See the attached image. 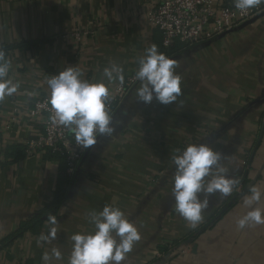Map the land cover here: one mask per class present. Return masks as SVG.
I'll list each match as a JSON object with an SVG mask.
<instances>
[{
  "label": "crops",
  "instance_id": "crops-1",
  "mask_svg": "<svg viewBox=\"0 0 264 264\" xmlns=\"http://www.w3.org/2000/svg\"><path fill=\"white\" fill-rule=\"evenodd\" d=\"M150 3L0 0V51L10 61L9 77L20 85L0 100V264H46V252L47 264H69L71 236L93 231L89 213L105 205L121 208L141 236L123 264H150L160 246L190 239L197 254L171 264H264V224L237 226L249 211L250 189L264 192V13L210 45L182 46L171 57L182 88L175 102L140 101L138 82L112 119V135L99 136L88 149L79 175L67 173L61 156L26 152L27 142L43 129L30 111L50 93L52 75L78 67L83 79L103 81L110 89L119 81L104 77L106 67L121 66L125 78L137 71L138 58L152 44L161 52V33L147 22ZM75 28L90 34L71 41ZM199 143L221 154L220 164L237 183L227 196H208L202 220L193 227L175 211L173 157ZM60 189L67 199L58 222L26 229ZM52 227L55 238L38 241Z\"/></svg>",
  "mask_w": 264,
  "mask_h": 264
},
{
  "label": "clouds",
  "instance_id": "clouds-1",
  "mask_svg": "<svg viewBox=\"0 0 264 264\" xmlns=\"http://www.w3.org/2000/svg\"><path fill=\"white\" fill-rule=\"evenodd\" d=\"M264 4V0H234L235 8L246 11ZM135 97L144 103L153 99L168 105L182 95L181 77L176 72L177 61L158 51L155 44L145 50L138 58ZM10 61L0 51V100L11 96L19 89V83L9 77ZM123 68L117 64L103 70L109 82H123ZM78 67L69 66L47 80L50 89L53 122L64 126L75 136V142L87 149L97 143L98 136H111L114 128L112 116L106 109L110 89L103 81L90 82L82 78ZM221 154L208 144H189L173 157L175 172L173 188L175 211L191 226L202 220V211L208 207V196L219 193L229 195L237 180L227 175V169L221 164ZM210 177V179H206ZM251 195L245 199L249 208L237 226L240 229L250 224H264V207L260 206L264 192L253 187ZM204 194L201 199L200 194ZM93 231L74 233L71 236L72 251L69 264H123L134 244L140 240V233L135 224L125 216L121 208L105 205L102 210L89 213ZM48 222L55 225V216H49ZM56 228L52 227L47 235L41 234L38 241L54 239ZM52 255L61 259L58 249H52ZM42 259L50 260L49 254Z\"/></svg>",
  "mask_w": 264,
  "mask_h": 264
},
{
  "label": "built area",
  "instance_id": "built-area-1",
  "mask_svg": "<svg viewBox=\"0 0 264 264\" xmlns=\"http://www.w3.org/2000/svg\"><path fill=\"white\" fill-rule=\"evenodd\" d=\"M263 13V5L241 11L235 8L234 2L218 0H151L147 8V22L151 28L161 33L162 46L170 49L178 43L191 47L210 45L216 38L238 29L245 22ZM88 34L90 32L75 28L70 38L71 41L80 43ZM135 74L136 72L128 74L122 83L119 82L110 88L106 109L112 119L132 88L139 82ZM48 98L49 94L39 97L30 111L32 116L40 117L43 129L27 142L26 152H49L61 156L66 163L67 173L78 174L90 147L84 149L75 142V136L64 126L52 121L53 112ZM251 158L250 154H247L244 163L248 165ZM237 198H240L239 194ZM165 246L167 251L158 249L155 253L154 259L158 264H171L176 258L197 254V245L193 240L167 242Z\"/></svg>",
  "mask_w": 264,
  "mask_h": 264
},
{
  "label": "trees",
  "instance_id": "trees-1",
  "mask_svg": "<svg viewBox=\"0 0 264 264\" xmlns=\"http://www.w3.org/2000/svg\"><path fill=\"white\" fill-rule=\"evenodd\" d=\"M186 46V44H182V43H178L176 44L174 47L170 48V49H165L163 46L161 47V53H164L165 55H167L168 57H172L173 55H176L178 53H180L182 50L181 47ZM188 46V45H187ZM68 179V177H67ZM67 199V195L65 194V190L64 189H60L56 191L55 197L52 200V202L46 206L45 208L37 211V213L35 215H33L31 217V219L26 223V229H33L35 226L44 223L45 221H48V217L49 216H57V211L60 207V205H62L63 201H66ZM24 229V230H26ZM23 230V231H24ZM23 231L21 232H17L13 235L10 236L11 239H13L14 237H18V235H21V233H23ZM159 250L161 251H167V247L165 245L160 246ZM150 264H158L156 259H153Z\"/></svg>",
  "mask_w": 264,
  "mask_h": 264
},
{
  "label": "water",
  "instance_id": "water-1",
  "mask_svg": "<svg viewBox=\"0 0 264 264\" xmlns=\"http://www.w3.org/2000/svg\"><path fill=\"white\" fill-rule=\"evenodd\" d=\"M191 240V239H190Z\"/></svg>",
  "mask_w": 264,
  "mask_h": 264
}]
</instances>
